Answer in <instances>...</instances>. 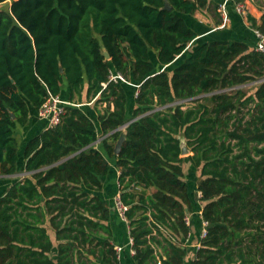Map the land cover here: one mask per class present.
I'll list each match as a JSON object with an SVG mask.
<instances>
[{
    "label": "trees",
    "instance_id": "obj_1",
    "mask_svg": "<svg viewBox=\"0 0 264 264\" xmlns=\"http://www.w3.org/2000/svg\"><path fill=\"white\" fill-rule=\"evenodd\" d=\"M165 1L0 0V172L26 173L0 194V264L121 263L98 194L110 164L83 96L103 104L136 264H185L198 210L207 234L187 264H264V53L197 38L185 17L208 0ZM253 80L254 93L239 88ZM64 81L65 113L18 166L15 127Z\"/></svg>",
    "mask_w": 264,
    "mask_h": 264
},
{
    "label": "crops",
    "instance_id": "obj_2",
    "mask_svg": "<svg viewBox=\"0 0 264 264\" xmlns=\"http://www.w3.org/2000/svg\"><path fill=\"white\" fill-rule=\"evenodd\" d=\"M226 0H208V4L196 10L192 15L186 16L185 19L189 26L196 31L197 38L198 37H208L210 39H237V40H245L250 44V47H254V36L252 30L254 28L264 29V0H244L247 4V13L241 15L237 13L232 6V2L230 0L225 3ZM237 1V0H236ZM225 3L226 4V13L228 20L225 22L224 26H221L222 16L219 11V6ZM253 38V39H252ZM62 95L61 98L66 101V104H69L68 97V89L66 81L62 84ZM130 97V95H129ZM132 102V97L130 98ZM130 104V101L129 103ZM77 106L84 109L86 114L93 120L97 127L98 131V139L95 142V146L101 150V152L106 156L110 167L114 165L115 178H116V186H118V174L119 168H117L115 162V157H110L106 153L103 148L100 139L104 137L99 120L98 114L103 111V105H94V101H87L85 96H83V101ZM47 121L41 119L37 115V109L33 107H29V115L28 121L25 125L20 126L17 125L14 129V136L17 142V155L20 160H17V165L21 166L23 164V148L26 141L47 128ZM110 133V132H109ZM108 134V133H107ZM106 134V135H107ZM19 150L22 152L18 154ZM26 173L25 172H16L14 174H2L0 172V194L4 191L5 187L11 184L14 180L22 178ZM199 177V171H196V175L193 178L191 177V173H188V180L192 182L193 186L196 188L197 181ZM187 179V177H185ZM103 179V178H102ZM107 192V191H106ZM105 189L102 188L98 194L106 201L105 199ZM111 190H108L107 196L109 197ZM119 191L116 192L118 194ZM115 194V195H116ZM198 197V193H197ZM107 202V201H106ZM113 211L112 205L109 206ZM110 225L113 229L112 241L114 245H122L124 247V251L121 252L120 264H136V262L132 259L131 253L129 251V242H128V224L124 223L120 219L117 222H113L112 218H110ZM200 231V216L196 218V223L192 226V232L190 236L185 240L187 254L185 256V264L187 261L194 257L195 253V243L198 240V234ZM127 246V247H126ZM124 252V253H123Z\"/></svg>",
    "mask_w": 264,
    "mask_h": 264
},
{
    "label": "built area",
    "instance_id": "obj_3",
    "mask_svg": "<svg viewBox=\"0 0 264 264\" xmlns=\"http://www.w3.org/2000/svg\"><path fill=\"white\" fill-rule=\"evenodd\" d=\"M228 0L225 1L227 3ZM232 2L233 9L241 14L244 15L247 13V4L244 0H230ZM222 3L219 6V11L222 16V23L221 26H224L225 22L228 20L227 13H226V4ZM255 42H254V49L264 53V31L260 28H254L252 30ZM110 78L117 81H125L122 75L118 72H111ZM65 105L66 101H64L61 96L57 95H50L37 109V115L39 118L44 119L47 121L48 127L54 126L58 124L61 120L62 115L65 113ZM122 129L124 128L121 127ZM199 194V193H198ZM114 206L118 216L127 223V219L125 216V211L127 210V206L124 205L120 199L119 193L114 197ZM198 215H201V211H197ZM192 219V213L186 212L184 215V221L187 225H190ZM207 227L208 222L200 217V231L198 234V241L195 243L196 247H199V240L203 239L207 234ZM129 245L132 243V239L128 237ZM115 250L120 256L121 252L124 250L122 245H115ZM130 253H134L132 248L129 249ZM160 264V262H158Z\"/></svg>",
    "mask_w": 264,
    "mask_h": 264
},
{
    "label": "rangeland",
    "instance_id": "obj_4",
    "mask_svg": "<svg viewBox=\"0 0 264 264\" xmlns=\"http://www.w3.org/2000/svg\"><path fill=\"white\" fill-rule=\"evenodd\" d=\"M7 5H8V2L3 3V4L0 5V8H6ZM259 83H260V80H253V81H250L248 83L240 85L239 88H241L242 91H244L246 94H252V93H254V91H255V89H256V87L258 86ZM231 90L232 89H227L225 91H231ZM203 96H207L208 97V96H210V94H206V95H203ZM185 103L186 104H185L184 107H186V105L189 104V102H185ZM248 107H249V105H248ZM246 109H247V107H244L245 111H246ZM247 116L248 115H246V117ZM21 152L22 151L19 150L18 154H20ZM186 155H187V153L182 154V156H186ZM18 159L20 160L19 156H18ZM114 169H115L114 165L111 166L109 171H108V173L103 176L102 181H103V187L105 189V192L106 191L108 192V190H111V193H110L109 197L107 196V192L105 193L104 196H105V199H106L108 205L109 206L112 205V207H113V211H111V218H112L113 222H117L118 219H120L121 221H123V220L118 216V214H117V212L115 210V206H114V197H115L116 192L118 191V186H116L117 184H116V178H115ZM184 169H185V167H184ZM187 171H185V172L187 173ZM186 177L188 178V174H186ZM123 222L126 223L125 221H123ZM183 246L186 247V244L183 243Z\"/></svg>",
    "mask_w": 264,
    "mask_h": 264
},
{
    "label": "water",
    "instance_id": "obj_5",
    "mask_svg": "<svg viewBox=\"0 0 264 264\" xmlns=\"http://www.w3.org/2000/svg\"><path fill=\"white\" fill-rule=\"evenodd\" d=\"M164 7L167 8V9H170L171 8V6H170V4L168 3L167 0L165 1V6ZM125 135H126L125 134V130L123 128V130L121 131V133H120V135H119V137H118V139H117V141L115 142V145H114V152L115 153H118L120 151L121 144H122V142L125 139ZM184 153H187L188 154L189 151H188V149L185 146V142L182 141L181 142V154H184Z\"/></svg>",
    "mask_w": 264,
    "mask_h": 264
}]
</instances>
